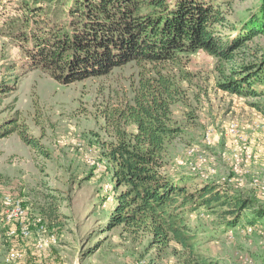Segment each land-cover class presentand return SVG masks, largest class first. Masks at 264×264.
Returning <instances> with one entry per match:
<instances>
[{
  "label": "rangeland",
  "instance_id": "374dc122",
  "mask_svg": "<svg viewBox=\"0 0 264 264\" xmlns=\"http://www.w3.org/2000/svg\"><path fill=\"white\" fill-rule=\"evenodd\" d=\"M223 1L226 20L239 29L261 3ZM19 2L4 0L7 13L13 14ZM220 30L225 36L234 34L230 27ZM262 58L264 35H259L247 41L231 63L199 51L166 67L182 86L181 99L172 106V118L182 132L168 146L165 167L171 175L189 177L191 189L212 183L264 208V160L263 164L252 160L241 174L243 162L237 166L230 162L233 138L225 133L226 124L235 120L251 137L249 124L264 114V86H256L258 95L240 96L218 85L230 69ZM139 71L138 65L128 63L104 76L62 84L40 69H30L15 42L0 34V82L15 86L0 97V125L16 122L20 130L26 125L28 137L34 138L27 143L16 131L0 139V197L21 200L31 229L27 237H9L0 216V264H174L171 244L161 251L147 248L149 235L133 237L118 227L100 231L103 213L113 204L102 155L111 140L104 114L131 101ZM208 128L214 133L209 145L203 142ZM189 217L208 255L219 264H264V217L250 224L247 209L240 222L223 231L219 218L208 209L198 208ZM40 225L46 236H55L43 250L36 248ZM247 225L252 232H245ZM10 249L21 257L7 262Z\"/></svg>",
  "mask_w": 264,
  "mask_h": 264
},
{
  "label": "trees",
  "instance_id": "16d2710c",
  "mask_svg": "<svg viewBox=\"0 0 264 264\" xmlns=\"http://www.w3.org/2000/svg\"><path fill=\"white\" fill-rule=\"evenodd\" d=\"M3 1L0 34L15 42L30 69L59 83L104 76L128 63L140 67L131 101L104 114L111 140L102 155L113 204L103 213L100 231L118 227L133 237L149 235L147 248L161 251L171 244L174 264H219L208 255L190 213L212 211L223 231L240 222L247 209L248 223L263 218L264 208L212 183L191 189L189 177L167 172L168 146L182 132L172 118L182 86L166 67L199 51L231 63L247 41L264 35V0L240 29L226 20L223 0H20L13 14ZM220 27L234 34L225 36ZM240 68L224 74L219 88L240 96L260 94L256 86H264V58ZM5 83L0 82V97L15 90ZM19 126L0 125V139L18 131L24 141H33L26 125ZM0 216L8 231L12 224L3 212ZM17 237L24 238L12 236Z\"/></svg>",
  "mask_w": 264,
  "mask_h": 264
},
{
  "label": "built area",
  "instance_id": "2783aa9c",
  "mask_svg": "<svg viewBox=\"0 0 264 264\" xmlns=\"http://www.w3.org/2000/svg\"><path fill=\"white\" fill-rule=\"evenodd\" d=\"M251 132H256L264 128V114L260 115L257 118H254L248 126ZM225 133L232 136L231 145L232 153H231V163L234 166H237L239 163L243 162V166L241 169V174L245 172L244 167H246L252 160H257L258 155L252 152L249 147L250 134H246L241 131L238 122L235 120H231L225 126ZM213 129L208 128L203 137V142L207 145L212 144L213 142ZM194 149H188V153H193ZM241 168V166H240ZM239 168V169H240ZM244 169V170H243ZM240 171V170H239ZM264 197V192L261 193ZM0 212H3L4 219L7 223L12 224V226L7 231V235L9 237L21 235L23 237H27L31 233V229L29 224L25 222V213L26 210L20 199H16L11 197L10 195H4L0 197ZM245 232L250 233L253 230L252 226H245ZM39 230L42 235L37 239L36 248L37 249H45L50 244L55 242V236L52 234H48L47 236L44 234L45 228L43 225L39 226ZM21 254L17 252L15 249H10L6 261L13 262L16 259H19Z\"/></svg>",
  "mask_w": 264,
  "mask_h": 264
},
{
  "label": "crops",
  "instance_id": "0c3cea01",
  "mask_svg": "<svg viewBox=\"0 0 264 264\" xmlns=\"http://www.w3.org/2000/svg\"><path fill=\"white\" fill-rule=\"evenodd\" d=\"M249 147H250V150L252 152H254V153H256V155H258L257 159L260 160L259 163L263 164V160H264V128L261 130H258L256 132H251ZM249 168H251V165ZM246 170H247V167L245 168V172H246ZM199 178H201V175Z\"/></svg>",
  "mask_w": 264,
  "mask_h": 264
}]
</instances>
